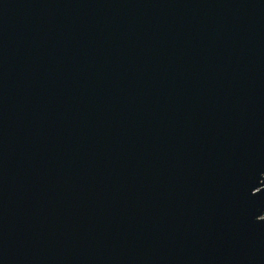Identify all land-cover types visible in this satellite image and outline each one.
Returning a JSON list of instances; mask_svg holds the SVG:
<instances>
[{
    "label": "water",
    "instance_id": "1",
    "mask_svg": "<svg viewBox=\"0 0 264 264\" xmlns=\"http://www.w3.org/2000/svg\"><path fill=\"white\" fill-rule=\"evenodd\" d=\"M0 264H264V0H0Z\"/></svg>",
    "mask_w": 264,
    "mask_h": 264
}]
</instances>
